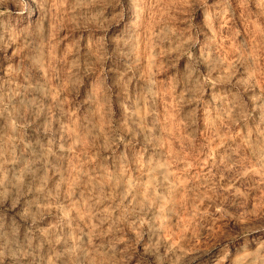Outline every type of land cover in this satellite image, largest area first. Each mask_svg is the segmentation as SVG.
<instances>
[{
    "label": "rangeland",
    "instance_id": "374dc122",
    "mask_svg": "<svg viewBox=\"0 0 264 264\" xmlns=\"http://www.w3.org/2000/svg\"><path fill=\"white\" fill-rule=\"evenodd\" d=\"M0 264H264V0H0Z\"/></svg>",
    "mask_w": 264,
    "mask_h": 264
}]
</instances>
